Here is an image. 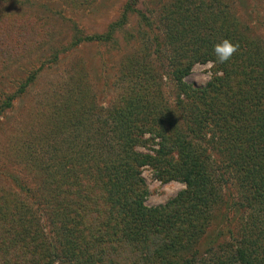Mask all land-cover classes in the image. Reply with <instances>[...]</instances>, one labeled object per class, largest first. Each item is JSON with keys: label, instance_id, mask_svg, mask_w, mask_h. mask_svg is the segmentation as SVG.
Masks as SVG:
<instances>
[{"label": "trees", "instance_id": "trees-1", "mask_svg": "<svg viewBox=\"0 0 264 264\" xmlns=\"http://www.w3.org/2000/svg\"><path fill=\"white\" fill-rule=\"evenodd\" d=\"M193 22L207 27L202 33L189 31L191 38L186 39L179 31L175 41L182 39L187 52H195L200 42L205 43L201 60L216 61L213 49L219 36L238 44V51L229 61L212 67L213 75L205 85L191 87L182 81L190 63L181 51L184 48L179 47L169 70L176 112L155 100L159 79L151 78L148 71L128 73L136 87L144 86V93L137 94L133 86V93L120 96L101 114L96 111L101 108H96L93 94L86 86H78L73 102L62 106L58 118L70 139L64 147L69 154L61 157L59 164L72 159L77 165L88 164L80 176L51 173L49 201L57 202L50 207L49 220L58 225L51 239L40 234L41 243L36 242L39 235L35 230L26 236L24 229L9 223L22 242L21 247L13 242L19 250L10 253L12 244L3 245L1 239L3 226L2 264H81V258H88L90 264H264V53L250 37L246 43L236 42L231 22L230 30L218 31L215 17H195ZM86 38L77 36L76 40ZM177 119L181 120L179 129L174 126ZM164 121L170 124L168 130ZM208 131L214 141L209 140L226 160L214 178L206 172V157L200 147ZM145 133L159 137L161 150H153L154 155L135 150L146 143L142 138ZM60 145L50 144L49 157ZM143 166L158 180H177L184 188L163 205L144 207ZM221 171L232 176L239 192L237 205L249 214L248 235L235 240L229 254L220 260L199 259L192 246L219 200L216 185L227 178ZM15 185L30 196L25 187ZM30 212L29 218L35 220L33 211H28V216ZM22 219L16 221L25 228ZM175 253L185 254L176 257Z\"/></svg>", "mask_w": 264, "mask_h": 264}, {"label": "rangeland", "instance_id": "rangeland-1", "mask_svg": "<svg viewBox=\"0 0 264 264\" xmlns=\"http://www.w3.org/2000/svg\"><path fill=\"white\" fill-rule=\"evenodd\" d=\"M195 17H215L217 31L230 30L231 22L236 42L244 40L246 43L245 39L250 37L264 53V0H0V231L4 226L3 245L15 242L22 246L16 233L9 229V223L15 229H24L26 236L35 230L39 235L36 242L41 243L43 234L51 239L58 226L49 220L50 207L57 202L49 201L51 173L69 178L80 176L88 164L77 165L74 159L59 164L61 157L68 153L64 147L69 146L70 139L58 118L62 116V106L73 102L78 86H86L93 94L96 108H101L96 111L101 114L120 96L133 93L130 91L133 86L137 94L144 93V86L136 87L128 73L135 71L142 75L148 71L151 78L159 79L155 100L162 108L169 106V110L176 112L175 86L169 70L179 47L184 48L181 51L188 55L190 63L182 81L199 87L210 80L209 76L213 75L210 60H201L200 50L205 43L198 45L195 40L198 50L187 52L182 39L175 41L181 35L179 31L185 39L191 38L189 31L203 32L207 25L203 27L193 22ZM94 34L102 37L90 38ZM77 36L88 39L77 41ZM223 39L219 36L217 43ZM163 123L168 130L170 124ZM174 124L181 128L180 119ZM210 133L206 132V140L200 147L206 157V172L214 178L217 168H223L226 160L210 141ZM142 138L147 141L143 146H136V151L154 155L153 150H161L159 137L145 133ZM50 144L53 147L61 144L51 157L47 152ZM163 149L166 150L164 146ZM140 171L146 189L142 198L144 207L163 205L184 188L177 180H158L148 166L141 167ZM221 173L227 178L216 185L219 200L205 222L204 232L195 247L192 246L199 259L220 260L229 254L235 240L248 235L245 228L249 214L237 205L239 192L232 176L225 171ZM15 183L25 187L30 196L19 192ZM9 191L15 193L8 194ZM28 211H33L35 220L29 218L32 214L28 216ZM19 217L25 219V228L16 221ZM15 244L9 249L10 253L18 252ZM175 254L178 257L185 253ZM81 259V264H90L88 258Z\"/></svg>", "mask_w": 264, "mask_h": 264}, {"label": "clouds", "instance_id": "clouds-1", "mask_svg": "<svg viewBox=\"0 0 264 264\" xmlns=\"http://www.w3.org/2000/svg\"><path fill=\"white\" fill-rule=\"evenodd\" d=\"M238 44H234L228 39H224L221 42L214 45V54L216 61H209L208 64L211 67H215L216 63H225L231 59V57L238 51ZM211 79V76H209Z\"/></svg>", "mask_w": 264, "mask_h": 264}]
</instances>
